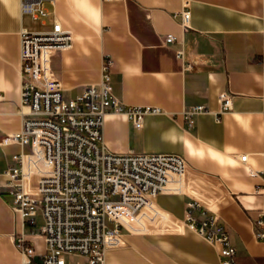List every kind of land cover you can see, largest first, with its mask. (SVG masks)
I'll use <instances>...</instances> for the list:
<instances>
[{
	"label": "crops",
	"instance_id": "1",
	"mask_svg": "<svg viewBox=\"0 0 264 264\" xmlns=\"http://www.w3.org/2000/svg\"><path fill=\"white\" fill-rule=\"evenodd\" d=\"M185 1L192 17L182 33L173 15ZM44 5L50 15L35 21L22 13L21 0H0V264H23L19 234L39 253L46 250L42 236L22 226L4 188V173L23 148L2 141L22 129L21 31H49L55 20L74 37L73 47L56 51L52 60L65 92L80 95L100 81L107 65L123 104L162 111L147 115L140 130L125 115L108 113L107 148L173 153L188 165L185 193L156 199L166 216L155 232L149 226L148 235H126L131 236L126 246L110 250L107 264H220L218 247L185 223L187 204L194 200L226 226L238 264H264V243L255 235L264 214V0H44ZM169 35L177 41L165 44ZM181 50L184 56L178 57ZM224 92L232 97V109L220 115ZM197 106L208 112L195 115L189 128L184 113ZM139 226L131 223L133 230Z\"/></svg>",
	"mask_w": 264,
	"mask_h": 264
},
{
	"label": "built area",
	"instance_id": "2",
	"mask_svg": "<svg viewBox=\"0 0 264 264\" xmlns=\"http://www.w3.org/2000/svg\"><path fill=\"white\" fill-rule=\"evenodd\" d=\"M21 11L35 21L50 15L44 0H21ZM191 17L190 4L185 1L183 9L173 15L182 33L190 29ZM20 37L22 129L2 144L17 143L23 151L12 157L4 173V188L14 199L22 226L42 236L46 250L39 253L24 234L16 238V247L23 264H107L108 252L124 245V232L147 234L146 228L166 216L156 203L159 195L185 193L188 165L173 153H114L107 148L104 124L108 113L125 115L140 130L147 115L162 111L123 104L114 95L107 65L97 84L66 99L52 60L56 51L73 47L74 37L60 21L55 20L49 31L23 29ZM176 41L175 35H169L165 44ZM177 54L183 57L184 51ZM219 103L218 114L227 113L232 109L231 95L221 93ZM206 112L204 106L186 111L188 127L194 125L195 115ZM246 160L247 156L241 157L242 162ZM39 218L43 225L37 232ZM135 221L140 226L133 230ZM185 223L218 247L220 264H238L226 226L200 202L187 204ZM255 235L264 243V214L256 221ZM67 255L85 261L68 263Z\"/></svg>",
	"mask_w": 264,
	"mask_h": 264
},
{
	"label": "rangeland",
	"instance_id": "3",
	"mask_svg": "<svg viewBox=\"0 0 264 264\" xmlns=\"http://www.w3.org/2000/svg\"><path fill=\"white\" fill-rule=\"evenodd\" d=\"M77 94V91L75 92V91H66L65 93H64V95H65V98L66 99H69L70 97H73L74 98V96ZM159 221H157L156 223H153V224H151L150 226V228H149V230H150V232H155L154 231V229H155V226L154 225H156L157 223H158ZM42 225H43V221H42V219L41 218H39V220H38V224H37V227L35 228V230L37 231V232H40V229H41V227H42ZM153 226V227H152ZM149 232V233H150ZM148 233V234H149ZM148 234H145V235H148ZM197 234V233H196ZM124 245L123 246H121L120 248H123V247H125L126 245H125V239H127V238H129V237H131V236H126V235H138V234H132V233H128V232H124ZM144 235V234H143ZM198 235V234H197ZM199 236V235H198ZM135 237V236H134ZM136 237H138V236H136ZM148 237V236H147ZM120 248H118V249H120ZM65 259H66V261L68 262V263H77V262H84L85 260H84V258H81V257H78V256H74V255H67L66 257H65Z\"/></svg>",
	"mask_w": 264,
	"mask_h": 264
}]
</instances>
